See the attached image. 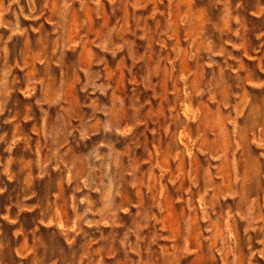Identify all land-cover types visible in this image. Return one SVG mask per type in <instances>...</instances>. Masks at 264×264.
<instances>
[{
    "label": "rangeland",
    "instance_id": "374dc122",
    "mask_svg": "<svg viewBox=\"0 0 264 264\" xmlns=\"http://www.w3.org/2000/svg\"><path fill=\"white\" fill-rule=\"evenodd\" d=\"M0 264H264V0H0Z\"/></svg>",
    "mask_w": 264,
    "mask_h": 264
}]
</instances>
